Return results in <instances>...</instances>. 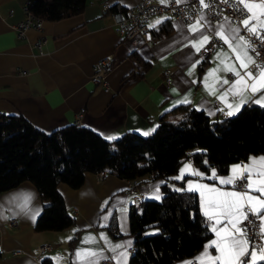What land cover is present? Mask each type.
I'll return each instance as SVG.
<instances>
[{"label": "crops", "instance_id": "1", "mask_svg": "<svg viewBox=\"0 0 264 264\" xmlns=\"http://www.w3.org/2000/svg\"><path fill=\"white\" fill-rule=\"evenodd\" d=\"M26 1L0 0V112L23 114L37 126L51 131L74 122L76 113L85 108L81 124L93 127L104 136L118 137L129 130L152 132L165 114L170 118L180 117L183 112L174 108L185 98L189 104L205 109L213 118L226 116L227 103L235 105L240 100L231 93L227 103L220 99L236 79L231 72L224 71L221 60L226 54V63H234L237 68L239 61L228 45L216 36V28L225 24V34L231 36L227 23L230 22L231 27H239V35L247 39L241 25L228 16L215 20L201 10L196 18L185 21L161 12L150 19V26L155 27L151 26L152 35L146 40L140 35L123 36L111 10L115 4L127 8L139 0H87L81 12L71 14L63 5L62 17L44 19L41 28L30 27L19 36L15 24L26 16ZM248 15L246 13L243 19ZM201 16L211 24L204 28V33L210 37L205 45L214 38L219 40L212 51L204 54L192 47V41L199 39V33L193 34L190 30ZM157 21L161 23L157 24ZM40 40H43L42 45L38 44ZM218 55L220 59H217ZM249 55L255 59L252 50ZM102 57L115 62L108 74L109 90L91 79L93 64ZM218 67L220 71L210 77L209 72ZM165 69L169 71V82ZM249 70L255 73L257 68L250 67ZM205 78L210 86L214 85V95L205 87ZM224 79L229 83L223 84ZM261 94L264 93L257 95ZM261 156L264 153L234 161L228 171L217 175L228 176L232 166L249 163L250 158ZM185 165H191L205 177L212 172H205L192 157H188L175 178L181 175ZM105 170L104 176L98 171H87L84 182L78 187L65 181L59 183L68 209L76 216L73 224L61 229L35 228L47 200L31 180L3 191L0 194V264H44L43 258L47 256L54 264H86L76 258L75 252L88 249L103 251L105 256L113 257L107 263L101 259L99 264H117L114 257L125 249L112 252L111 247L128 241H131V247L127 249L128 264H131L134 236L130 213L132 209L140 208V200L134 197L128 178ZM141 179L139 189L144 198L154 197L156 186H159L161 196L160 179H152L149 174ZM177 180H181V184L175 182L176 186L186 188L189 181H200V178L185 172L183 178ZM200 182L230 190V186L220 185L218 180L205 178ZM113 214L117 216L119 232L110 228ZM13 219L16 223H10ZM208 223L210 226L211 222ZM89 237L95 240L85 243ZM214 238L211 233L204 245ZM44 242H49L52 248L36 257V247ZM204 245L174 264L189 260L199 264L196 257ZM210 251L217 254L214 249Z\"/></svg>", "mask_w": 264, "mask_h": 264}, {"label": "trees", "instance_id": "2", "mask_svg": "<svg viewBox=\"0 0 264 264\" xmlns=\"http://www.w3.org/2000/svg\"><path fill=\"white\" fill-rule=\"evenodd\" d=\"M30 9L44 19L81 12L87 0H27ZM124 9L116 4L111 10ZM178 118L163 115L156 129L145 136L129 130L110 140L93 127L67 123L45 130L23 114L0 112V194L24 180H31L47 200L35 228L61 229L76 216L68 209L59 190L65 181L80 186L87 171L107 169L135 179L149 174L160 179L159 200L143 197L140 208L130 213L134 249L131 264H174L197 252L211 236L202 215L199 194L178 187L175 178L182 162L192 157L205 172L228 171L230 164L264 153V107L249 103L229 117L213 118L203 108L179 104ZM180 181V182H179ZM175 189H180L176 191ZM110 228L119 232L116 214ZM74 239V237H73ZM44 264H54L49 257Z\"/></svg>", "mask_w": 264, "mask_h": 264}, {"label": "snow or ice", "instance_id": "3", "mask_svg": "<svg viewBox=\"0 0 264 264\" xmlns=\"http://www.w3.org/2000/svg\"><path fill=\"white\" fill-rule=\"evenodd\" d=\"M162 4L167 3V0H160ZM177 3L180 0H176ZM205 9L209 7L205 0H199ZM227 3L228 0H222ZM234 5L237 11L241 10L250 14L241 21L247 32L255 35L261 42H264V0H234ZM227 22V18H225ZM255 21V23H253ZM161 21H157V24ZM228 27L231 29V36L225 34V24L217 26L215 34L235 53L236 61H239V68L234 63H226L228 57L221 60L224 65L225 72H231L236 78L231 84L228 92H225L220 99L227 103V96L231 93L233 96H239L240 100L233 105L227 103V116L231 117L240 112L241 108L249 103H254L264 107V64H257L253 56L249 55V50L254 51L252 44L244 36L239 35V27ZM155 27V25H151ZM205 27H211L210 22H207L204 16L197 19L190 26L193 34L199 33V39L192 41V47L197 52L210 40V37L204 33ZM258 55V53H257ZM220 59V55L217 56ZM255 65L257 71H250V66ZM243 70V74L241 73ZM220 71V68L213 69L209 72V76H215V73ZM217 81L219 78L217 77ZM251 81V83H250ZM223 84H228L229 81L224 79ZM205 87L215 94L214 85H209L205 78ZM182 103H189L186 98ZM154 131V129H153ZM145 136L150 135V132H144ZM106 139L115 140L117 136L106 134ZM185 172L192 176L203 179L218 180L220 185L230 186V190H223L216 186H210L200 181H189L184 191L198 193L199 203L202 209V215L211 222L210 230L214 233L215 238L204 245L200 254L196 257L199 264H260L264 261V156L259 158H250V162L246 164H236L231 167L230 175L218 176L215 168L212 169L211 175L205 177L203 173L192 169L191 165H185L181 169V175L176 179H182ZM180 191V189H175ZM155 199L159 200V186H156L154 194ZM39 211V209H37ZM251 217V219H250ZM107 219V217H105ZM247 222V223H245ZM257 224L259 229L253 239H249V225ZM223 225V226H221ZM123 228V226L121 225ZM255 231V230H254ZM106 243H110L106 236L101 237ZM95 240L94 237L86 238L85 243H91ZM131 247V241L126 244L112 245L111 251L116 252L117 249H125L119 252L116 257L117 264H128L129 253L128 248ZM211 249H214L217 254L213 255ZM75 256L78 260L85 261L86 264H99L101 259H113L107 257L103 251L95 250H77ZM184 264H193L191 260L185 261Z\"/></svg>", "mask_w": 264, "mask_h": 264}, {"label": "built area", "instance_id": "4", "mask_svg": "<svg viewBox=\"0 0 264 264\" xmlns=\"http://www.w3.org/2000/svg\"><path fill=\"white\" fill-rule=\"evenodd\" d=\"M205 3L209 5L207 9L199 2V0H180L179 3L176 0H167V3L162 4L157 0H139L133 5L124 8L113 10V17L117 24V29L125 37H134L137 35L142 36L144 39H149L152 35L151 26L149 24L150 19L158 13L167 12L172 16H178L183 18L185 21H190L196 18L201 10H205L207 14L212 19H221L225 16H228L233 21L241 25V30L247 36V39L251 42L252 48L254 49L256 63L259 64L264 62V42H261L255 35L247 32L243 27L241 21L245 16L246 12L243 11L242 7L240 11H237L234 5V0H228L227 3L222 2V0H205ZM26 16L24 19L18 21L15 24V28L19 36H23L26 30L30 27L41 28L44 23V18L41 15L33 12L28 4V1L24 5ZM261 35H264V31H261ZM218 39L214 38L209 44L205 45L200 51V54H204L213 50L215 45L218 43ZM39 45L43 44V40L38 41ZM258 53V55H257ZM115 66L114 60L109 57L99 58L93 64V71L91 79L95 83H102L106 90L110 89L108 82V74L111 72ZM255 68V65L250 66ZM164 74L167 76V82L170 81L168 69L164 70ZM85 108L80 109L75 116V123H81ZM101 176L106 174V170L98 171ZM130 180V189L133 192L134 197L137 200H141L144 197L143 192L139 189V182L135 179ZM251 219V217H250ZM10 223H16V220L13 219ZM247 223V222H245ZM255 230V231H254ZM259 229L257 224L249 225V236L251 239L254 237L259 239L256 236V232ZM52 245L49 242H44L40 244L35 249V256H39L41 252L46 249H51ZM105 263L111 261V259H104Z\"/></svg>", "mask_w": 264, "mask_h": 264}]
</instances>
